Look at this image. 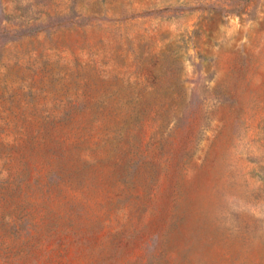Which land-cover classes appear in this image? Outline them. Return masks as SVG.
Returning <instances> with one entry per match:
<instances>
[{
  "label": "rangeland",
  "instance_id": "obj_1",
  "mask_svg": "<svg viewBox=\"0 0 264 264\" xmlns=\"http://www.w3.org/2000/svg\"><path fill=\"white\" fill-rule=\"evenodd\" d=\"M0 264H264V0H0Z\"/></svg>",
  "mask_w": 264,
  "mask_h": 264
}]
</instances>
